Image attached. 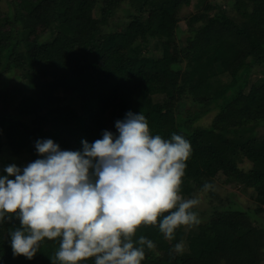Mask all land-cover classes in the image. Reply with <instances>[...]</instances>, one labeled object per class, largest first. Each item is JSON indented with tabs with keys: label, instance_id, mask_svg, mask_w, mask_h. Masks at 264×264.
<instances>
[{
	"label": "trees",
	"instance_id": "16d2710c",
	"mask_svg": "<svg viewBox=\"0 0 264 264\" xmlns=\"http://www.w3.org/2000/svg\"><path fill=\"white\" fill-rule=\"evenodd\" d=\"M7 1L13 11L0 17V79L20 75L16 78L28 80L35 97L0 90V175L12 155L40 158L37 140L82 151L81 142L101 139L113 119L115 125L129 111L142 112L153 135L169 139L176 133L190 141L181 186L185 197L221 178L252 190L264 204V135L258 132L264 127V75H255L259 83L249 78L255 66L264 71V0H253L248 24L217 10L197 28L192 19L180 41L177 15L188 0H127L135 11L131 23L105 33L102 25L123 0ZM97 8L99 17L94 16ZM40 34L47 41L41 42ZM148 43L158 58L147 46L136 55L138 46ZM59 91L74 95L78 107L60 106ZM157 95L174 101L175 108H154ZM21 116L32 117L38 129L17 121ZM204 116L209 122L200 125ZM244 162L249 169L241 166ZM248 211L214 206L205 221L189 231L178 229L171 241L157 227L141 226L137 238L144 235L156 244L146 250L142 264H264V234L252 227ZM17 227L16 220L0 225V264H51L58 241L42 242L31 260L13 255L8 233ZM180 241L184 253L170 256Z\"/></svg>",
	"mask_w": 264,
	"mask_h": 264
},
{
	"label": "clouds",
	"instance_id": "9594fccd",
	"mask_svg": "<svg viewBox=\"0 0 264 264\" xmlns=\"http://www.w3.org/2000/svg\"><path fill=\"white\" fill-rule=\"evenodd\" d=\"M115 129L118 135L105 130L91 144L82 141V151L37 140L40 158L3 169L0 225L19 221L8 233L14 256L31 260L47 240L58 241L51 264H142L156 244L137 238L141 226L157 227L171 241L178 229L201 223L196 209L214 186L182 194L190 141L153 135L142 112H127ZM184 251L180 241L170 256Z\"/></svg>",
	"mask_w": 264,
	"mask_h": 264
},
{
	"label": "rangeland",
	"instance_id": "374dc122",
	"mask_svg": "<svg viewBox=\"0 0 264 264\" xmlns=\"http://www.w3.org/2000/svg\"><path fill=\"white\" fill-rule=\"evenodd\" d=\"M123 5L120 6L116 12L111 13L108 15L107 20L102 25V33L108 32L109 30L113 31L114 29H124L128 24L131 23V18L133 15H135L134 9L130 8L128 6L129 2L127 0H123ZM181 2H185L186 0H180ZM188 5H181V9L179 11L178 16V30L176 31V37L177 39L184 40L187 36V29L190 27V23H192V19L194 22L192 23L196 28L199 27V25L203 24L207 21L208 17L212 16L214 13L217 12V10L224 11L227 15L233 17L236 21L243 22L245 24L250 23V21L247 19L248 13L250 12V15H252V7H253V0H188ZM209 5L212 6L211 9H209ZM244 5V6H243ZM216 6V9H213V7ZM8 11H13V6L11 5L10 1L2 0L0 2V17L6 14ZM100 11L99 8L94 12V16L99 17ZM132 15V17H131ZM144 16V15H143ZM146 16L143 17L142 22H144ZM48 36L40 34V41H47ZM178 41V42H179ZM147 47H151V57L152 58H158V54H154L155 47L148 43L147 45H139L138 50L136 51V55L140 57L143 53V50ZM184 65H182L183 67ZM24 75V74H21ZM255 75L263 76L264 71L262 69L257 68L256 66L252 68L251 74L249 75V78L252 80H256L260 82L259 78H256ZM16 76H20L18 74L10 75V74H4L2 78L0 79V90H6V91H22L23 97L34 98L35 90L32 86V84L27 80L16 78ZM228 78V77H227ZM222 82L227 83L228 80L225 77H222ZM254 82V83H255ZM183 87V86H179ZM186 88V87H184ZM185 98L186 96L183 95ZM56 98L58 99V104L63 107H74L77 108L78 104L76 101L78 100L74 95H72L70 92L67 91H59L56 95ZM152 106L154 108H158L160 105L166 106L170 105L169 110H173L175 108L174 101L170 100L166 102V98L161 97V95L153 96ZM156 102V103H155ZM159 102V103H158ZM13 106V105H12ZM184 106H191L188 103H185ZM9 109V108H8ZM13 107H11V110ZM10 110V112H11ZM165 112V111H164ZM162 111V114L164 113ZM209 117L204 116L201 118L200 125H207L209 122ZM17 121L22 122L26 125L30 130L36 131L38 128L31 124L33 121L32 117H17ZM114 120V119H113ZM112 123L109 125V132H112L113 135H118L115 129V125ZM259 134L264 135V127H259L258 129ZM26 133H28V129H26ZM30 134V137H32V140H34V133H28ZM29 137V139H31ZM28 155V157H27ZM20 157H15L12 155L10 159V164H15L17 167H24L28 163L33 161V158L27 154ZM244 169H249L251 164L248 162H244L241 165ZM214 186V190L209 191L208 193L204 194L201 197V205L199 206L196 211L199 213V217L201 221H205L207 216L211 214V208L214 206H220V205H231L233 207H237L239 205L240 207L244 209H248L249 213H251L252 218H250V222L252 223V227L255 228L260 233L264 234V204L260 203L256 199L255 193L247 188L244 187H237L234 186V184H226L223 179L219 178L215 180L212 184ZM212 194L213 197L210 195ZM251 211V212H250ZM186 230H190L189 227H186ZM192 231V230H191ZM186 246V245H185ZM262 257L264 258V249L262 250Z\"/></svg>",
	"mask_w": 264,
	"mask_h": 264
}]
</instances>
